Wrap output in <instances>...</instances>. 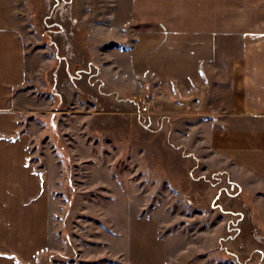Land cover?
<instances>
[{"label": "crops", "instance_id": "obj_1", "mask_svg": "<svg viewBox=\"0 0 264 264\" xmlns=\"http://www.w3.org/2000/svg\"><path fill=\"white\" fill-rule=\"evenodd\" d=\"M103 5L91 4L85 26L92 39L117 46L114 54L95 48L103 60L93 65L104 86L129 65L140 78L128 91L156 96L161 115L198 138L206 170L226 177L264 228V0H106ZM27 6L29 0H0V264H66L50 257L56 239L48 178L33 158L25 114L24 86L33 58L22 30L30 27ZM126 43L128 50L122 48ZM207 215L199 209L181 213L183 219L198 218L196 226H181L190 234L184 254L202 255L190 264H222L216 253L221 245L215 241L212 252L206 245L207 234L218 231L216 224L206 226ZM147 238L135 237L120 261L108 264H171L167 249L173 236L161 239L149 232Z\"/></svg>", "mask_w": 264, "mask_h": 264}, {"label": "rangeland", "instance_id": "obj_2", "mask_svg": "<svg viewBox=\"0 0 264 264\" xmlns=\"http://www.w3.org/2000/svg\"><path fill=\"white\" fill-rule=\"evenodd\" d=\"M100 3L106 0H29L30 27L22 29L33 57L25 114L33 158L47 173L56 239L50 257L66 264L116 263L135 237L150 240L151 232L173 236L172 248L167 246L171 264H190L202 255L184 254L190 234L181 226H196L198 218L183 219L181 213L199 209L208 213V228L218 225L216 234L207 232L206 245L211 252L215 241L221 245L216 253L222 264H264V243L253 240V222L237 230L228 220V212L239 211L241 193L235 189L230 198L231 182L212 167L206 170L198 138L161 115L156 96L128 91L140 78L129 65L104 86L93 65L103 60L95 48L114 54L117 46L92 39L85 26L89 7ZM125 45L128 50L130 43ZM144 99L151 100L146 114ZM218 195L228 205L216 203Z\"/></svg>", "mask_w": 264, "mask_h": 264}, {"label": "built area", "instance_id": "obj_3", "mask_svg": "<svg viewBox=\"0 0 264 264\" xmlns=\"http://www.w3.org/2000/svg\"><path fill=\"white\" fill-rule=\"evenodd\" d=\"M150 87L146 86V90H148ZM150 106H151V100L150 99H144L143 100V105L141 107V113L142 114H146L150 112ZM232 190V195L230 197H236L234 192V189L231 188ZM216 203H224L223 205H228L224 198L222 200L221 195H218L215 199ZM233 200V199H232ZM236 200L239 201L240 205H239V211L237 212H228L227 215L229 216L230 223L232 224V226L234 227V229H240V227L243 224H247L249 223V221L253 222V227H252V238L255 242L257 243H264V228L262 227V225L257 222L253 212L251 211L250 205L249 203H247L246 201L243 200V198L241 196L236 197ZM229 207V206H228ZM222 208L224 209L225 207L222 206ZM221 209V210H223ZM220 210V211H221ZM226 210V209H225ZM230 214V215H229Z\"/></svg>", "mask_w": 264, "mask_h": 264}]
</instances>
